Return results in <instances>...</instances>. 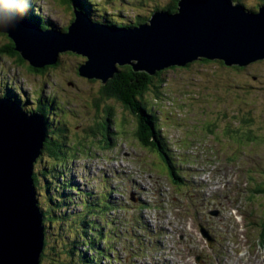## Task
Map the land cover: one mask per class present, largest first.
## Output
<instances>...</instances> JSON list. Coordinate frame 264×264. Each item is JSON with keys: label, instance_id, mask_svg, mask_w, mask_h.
<instances>
[{"label": "rangeland", "instance_id": "374dc122", "mask_svg": "<svg viewBox=\"0 0 264 264\" xmlns=\"http://www.w3.org/2000/svg\"><path fill=\"white\" fill-rule=\"evenodd\" d=\"M237 1L252 11L262 0ZM166 2L170 0H90L88 9L94 22L105 25L106 19L115 16L130 22L148 18ZM29 5L32 9L26 8L27 14L44 26L51 24L47 30L54 32H64L75 18L72 8L60 0H29ZM19 17L35 26L31 18ZM7 41L0 34V90L4 84L22 93L27 108L35 106L39 96L44 101L53 97L55 117L51 119L63 121L62 134L68 142L67 160H48L44 155L34 164L35 170L54 167L51 180L45 182L39 176V193L46 197L67 193L65 213L75 217L81 199L103 203L109 194L110 210L100 213L96 209L89 216L103 226L108 239L98 244L112 248L111 252L105 249V258L97 257L98 264H264V247L258 246L257 232L249 226L252 220L257 225L264 217V197L258 199L251 191L253 203L246 199L247 189L255 182L264 184V59L241 69L213 60L196 61L183 69L167 68L158 82L152 79L144 94L146 106L156 110L157 125L164 135L163 152L173 172L184 176L182 197L172 191L161 153L140 145L135 138V117L129 110L113 100L94 104L101 84L77 73L84 56L60 51L57 63L33 70L28 61L19 65L3 53ZM124 66L128 65L119 68L126 71ZM157 83L159 98L151 87ZM107 116H111L109 142L104 135L93 136L88 130ZM250 132L254 138L244 137ZM238 166L240 170L234 171ZM251 176L253 182L247 180ZM65 180L76 185L75 189L66 188ZM37 198L41 205L43 196ZM215 209L219 214L210 216L209 211ZM47 225L51 245L57 238V225L55 221L52 227ZM206 233L215 239L211 247ZM142 242L152 248L149 253L141 248ZM43 250L41 264L58 263L48 247Z\"/></svg>", "mask_w": 264, "mask_h": 264}, {"label": "water", "instance_id": "95a60500", "mask_svg": "<svg viewBox=\"0 0 264 264\" xmlns=\"http://www.w3.org/2000/svg\"><path fill=\"white\" fill-rule=\"evenodd\" d=\"M74 15L67 32L44 30L18 16L0 31L32 68L55 64L60 51L70 50L85 57L77 73L101 84L123 65L150 76L201 58L242 67L264 59V3L251 11L233 0H177L175 12L155 10L133 27L99 24L77 10ZM47 122L38 110L0 97V264L40 262L43 211L32 175ZM205 238L211 247L212 237Z\"/></svg>", "mask_w": 264, "mask_h": 264}, {"label": "trees", "instance_id": "16d2710c", "mask_svg": "<svg viewBox=\"0 0 264 264\" xmlns=\"http://www.w3.org/2000/svg\"><path fill=\"white\" fill-rule=\"evenodd\" d=\"M62 5H65L70 8H72V12L74 13V10H77L81 13L90 15V10L88 9V5H90L88 2L90 0H85L84 2L80 0H60ZM237 1V0H233ZM264 3V0H262L259 4H257L256 9L252 11H257L259 6ZM176 4L177 0H170V2H166V6L164 5L162 8L156 7L155 10H167L169 13H173L176 11ZM28 9H32L31 6H27ZM152 11V12H153ZM22 16L24 18H31L34 21V18L29 13L27 14L26 11L22 13ZM19 17V16H18ZM90 17V16H89ZM116 17V16H115ZM115 17L110 18L109 20L106 19L105 25H108L109 27H129L131 25L136 26L141 23H145L148 18H143L142 20H136L135 22H130V20L125 21L123 20H116ZM38 20H35V26L41 27L44 30L50 29L51 27L48 24L47 26H44L42 23L37 22ZM133 23V24H132ZM64 32H67V27L65 28ZM0 34L5 35L8 39L6 45L3 47V53L5 55H8L9 57H12L16 60L19 65H21L25 59L21 56V54L15 50V43L12 41V39L6 34L5 32H1ZM59 56V54H58ZM202 60V61H201ZM199 61L198 63H205L207 61L212 60H206L204 58L197 59L193 62L188 63L186 66H179L182 69L189 67L194 62ZM217 61L223 65L224 62L222 60H213ZM58 62V60H57ZM56 62V63H57ZM47 66V65H46ZM46 66L41 68H30L33 70L37 69H44ZM226 66V65H225ZM121 66L117 67V72L107 80L105 84H101L99 87L98 97L95 98L94 104L98 106L99 102L101 100H113L120 102L122 106L129 110V112L135 117V131L134 135L137 141L140 143V145L144 147L154 148L156 151L160 152L161 160L165 166V169L168 173V178L170 181H172L171 187L173 192L175 190H180L181 188L185 187L184 184V176H179V174L176 172H173L171 162L169 160L168 155L163 152L164 148V135L161 131V126L157 125L158 116L156 114V110L153 109V107H147L146 100H145V92L147 91L148 87L152 83V79H157L156 82H158L159 76L164 72V70H160L156 72L154 75H147L143 72H134L130 66H124L126 67V71L119 68ZM178 66H172L170 68H174ZM231 67V66H227ZM245 66H232L234 69H241ZM160 81V80H159ZM160 84V83H159ZM158 83L153 84L151 87H155V90L153 91L154 97L159 98L160 94L158 92ZM4 91L0 90V97H6L13 101H16L19 105L24 107L22 104L24 102L22 93H15L10 88L5 87L4 84L2 85ZM9 89V90H8ZM13 89L16 90L15 87ZM154 89V88H153ZM11 90V91H10ZM14 94L11 96V94ZM156 91V92H155ZM161 93V92H160ZM50 96V95H48ZM13 98V99H12ZM42 97L39 96V98L35 99V106L31 107H24L23 109H35L38 110L40 113L44 115L46 120L48 121V134L46 139L44 140L42 144L41 154L36 159L40 160L41 157H44L46 155V158L48 160H55V161H63L67 160L68 157L65 156V153L68 148V142L64 140V135L62 134V131L64 130L62 122L59 121V119L55 120L54 118L51 119L53 116L55 117V111H52V107L54 105L53 97L50 96V98H46L45 101L41 99ZM43 100V101H42ZM55 107V106H54ZM58 108V107H57ZM56 108V109H57ZM104 122H100L99 124H96L95 126L90 127L88 130L89 132L94 136L97 133H100L105 139L106 142H109V123L111 121V116H107L105 118ZM61 125V126H60ZM219 126V125H218ZM220 127V126H219ZM101 129H103L104 132H101ZM234 131V130H233ZM235 132V131H234ZM236 133V132H235ZM254 138L252 136L251 132L244 134V137ZM34 163V164H35ZM33 182L37 190V196H43L44 200L42 202V207L39 203L38 206L43 211V226H44V247H48L49 251H51L52 254H55L57 257V264H98L99 258L102 257L105 258V249L107 248L108 252H111L112 248L107 247H101L102 244H98L99 241H107V237L104 235V232L102 231L103 226H99V224L94 221L93 219H90L89 216L92 213V211L98 209L100 213H105L107 210H110L111 204L107 201V198L109 194L107 195L105 202H98V201H83L81 199L78 203H80L81 209L80 211L76 212V217L69 213L67 211L65 213L64 205L66 206V199L65 196L67 193H60L58 196L55 194L53 196L49 195L46 197V195H42L39 193L37 187L39 186L41 180L39 176L44 178V181L47 182L53 178V165L50 166H43L39 169L33 168ZM58 169V167H57ZM55 170H56V164H55ZM239 166L234 169V171H239ZM62 172V170H60ZM56 180V175H55ZM247 180H252L253 177H247ZM241 183H244L243 180H240ZM66 188H69L70 190L75 189L76 185L74 186L70 181L65 180L63 182ZM246 185V184H245ZM48 186L46 185V189ZM252 188L254 190H252ZM252 188H248L246 191V199L247 201L252 204L253 201L249 197V193L252 191V196L260 199L264 197V184L255 182ZM185 190V189H184ZM183 190V192H184ZM90 197H92L91 192L88 193ZM180 195L182 193L180 192ZM55 197V200H54ZM68 198V197H67ZM63 208V209H62ZM62 210V211H61ZM106 210V211H105ZM254 213V209L252 208V214ZM93 215V214H92ZM55 221V224L57 225V232L56 234V240L55 242H51L49 245V239L51 237V233H48V225L51 226V223ZM249 226L257 231V243L258 245L264 246V217L258 224L252 220L249 223ZM68 229L64 231V229ZM153 229L149 231V233H152ZM90 233L91 236H89ZM145 233V232H144ZM144 233H139L141 237H145ZM144 241V239H141ZM143 246L141 248L146 252L149 253L152 248H148L146 246L145 242H142ZM134 245H129V247L132 248ZM82 247V248H81ZM92 251L93 253H91ZM133 250L131 249L129 252L131 253ZM90 252V253H87ZM44 253L42 252L40 255V262L41 264L42 259L44 260ZM89 254H92L89 256Z\"/></svg>", "mask_w": 264, "mask_h": 264}, {"label": "clouds", "instance_id": "9594fccd", "mask_svg": "<svg viewBox=\"0 0 264 264\" xmlns=\"http://www.w3.org/2000/svg\"><path fill=\"white\" fill-rule=\"evenodd\" d=\"M29 0H0V26H6L22 14Z\"/></svg>", "mask_w": 264, "mask_h": 264}, {"label": "bare ground", "instance_id": "6f19581e", "mask_svg": "<svg viewBox=\"0 0 264 264\" xmlns=\"http://www.w3.org/2000/svg\"><path fill=\"white\" fill-rule=\"evenodd\" d=\"M133 24V23H132ZM202 61V60H201ZM116 248V247H115ZM44 251V250H43ZM117 257V256H116ZM259 257H261V256H259ZM262 258H264V257H262ZM115 259V258H114Z\"/></svg>", "mask_w": 264, "mask_h": 264}, {"label": "flooded vegetation", "instance_id": "af4514ba", "mask_svg": "<svg viewBox=\"0 0 264 264\" xmlns=\"http://www.w3.org/2000/svg\"><path fill=\"white\" fill-rule=\"evenodd\" d=\"M24 108V107H23ZM25 110V109H24ZM27 110V109H26ZM32 110V109H31Z\"/></svg>", "mask_w": 264, "mask_h": 264}]
</instances>
